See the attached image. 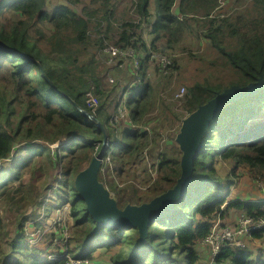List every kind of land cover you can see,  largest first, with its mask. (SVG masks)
I'll list each match as a JSON object with an SVG mask.
<instances>
[{
  "label": "trees",
  "instance_id": "16d2710c",
  "mask_svg": "<svg viewBox=\"0 0 264 264\" xmlns=\"http://www.w3.org/2000/svg\"><path fill=\"white\" fill-rule=\"evenodd\" d=\"M66 1L50 8L48 0H0V162L11 161V166L0 167V205L7 202L16 206L13 231L7 229L0 214V264H65L68 255L91 258L96 247L109 250L116 247L109 258L111 264H264L263 253L249 246L254 240L264 242V227L253 231L244 247L225 243L214 260H202L198 251V243L210 233L213 220L225 217L230 209L247 215H264V198L229 199L233 181L216 167L218 159H231L264 174V89L229 104L212 120L203 138L202 151L196 158L191 185L174 203L172 211L148 225L143 242H140L139 227L98 226L74 184L75 176L98 153L104 138V131L77 106L89 109L86 104L89 90L100 100L95 115L104 123L111 148H114L108 151L114 172L121 176L125 170L144 161L157 172L156 179L145 191L134 183L120 189L113 178L108 180L102 172L100 180L117 195L121 208L129 202H149L172 188L181 174V150L175 136L182 119L214 97L217 91L264 77V38L254 30L248 38L241 36L240 48L229 51L220 44L215 33L205 35L228 56L239 78L228 85L196 83L189 88L183 99V112L174 113L178 121L174 125L176 131L171 138H166L160 117L150 124L151 132L141 128L149 125L152 114L163 112L157 101L162 81L150 79L151 54L187 51L182 42L190 28L189 20H207L209 27H216L214 30L222 33L223 24L232 18L223 17L222 23L215 21L212 14L221 0H180L178 13L173 11L176 0H153L154 8L152 0H134L132 11L138 19L124 23L120 30L115 29L117 5L113 0H91L80 12L72 5L81 0ZM252 1L253 13L242 9L236 18L254 16L257 23L264 12V0ZM7 12L19 16L3 22L2 16ZM45 22L51 24V31L44 30ZM134 27H139L140 31ZM146 35L152 37L150 43ZM105 41L122 49L132 46L140 57V68L136 72L131 69L133 81L125 86L129 89V121L118 124L111 122V116L121 93L118 92L113 105L115 98L111 95L117 92L118 84L115 81L111 89L105 88L98 64L97 51L106 57ZM174 61L170 68L177 59ZM155 68L157 77L169 74ZM160 101L164 104L163 98ZM161 141L170 146L162 150ZM26 142L33 145L20 147ZM56 142L61 145L53 150L52 144ZM149 150L153 161L148 162L145 151L149 153ZM21 152L26 154L23 156ZM38 156H42L41 159ZM45 159L50 167L48 174L55 177L57 174L55 182L47 187L54 191L55 203L52 204L59 209L58 206L70 203L74 227L81 228L76 234L79 238L76 249L68 255H47L48 250L31 245L26 239L27 221L33 215L27 214L25 205H37L45 213L53 206L44 203L47 196L41 187L37 191L33 189L34 175L47 172ZM29 164L33 174L26 178L24 168ZM28 183L33 184L32 196L25 190ZM20 191H25V195L18 196ZM32 225L39 228L40 222ZM94 239L97 244L85 251L84 245Z\"/></svg>",
  "mask_w": 264,
  "mask_h": 264
},
{
  "label": "rangeland",
  "instance_id": "374dc122",
  "mask_svg": "<svg viewBox=\"0 0 264 264\" xmlns=\"http://www.w3.org/2000/svg\"><path fill=\"white\" fill-rule=\"evenodd\" d=\"M49 7L53 8L57 4L64 2L66 0H48ZM91 0H81L80 3L76 5H72V7L80 12L82 8L86 5H90ZM117 5L115 20L116 25L115 29L120 30L124 23L129 21H134V19H138V16L132 11V0H115ZM153 7V4H152ZM228 11V10H227ZM239 13V12H237ZM234 14L232 16V20L224 23L222 29L223 32H216L214 29L216 27H209L207 25V20H203L199 25L202 27L201 35L194 33L192 36L188 37L190 41L186 44L187 51L182 52L179 50L180 54L176 56L177 62L173 68H170L168 71V75H162L161 77H157V72L155 68V64L150 62V79L154 82L158 80L162 81V87L159 95H157L158 107L162 108L163 112L159 115L152 114L150 116L151 123H156L157 117H160L163 122L162 128L165 131L166 138H171L172 134L176 131V126H174L178 121H176L177 117L174 113L180 114L183 112L182 110V102L181 99L186 95L187 90L189 88L194 87L196 83H200L202 85H215L221 83L222 85H228L232 81H236L239 78L238 70L235 69L228 56L223 53L218 47L210 41L209 38H206V34L215 33L218 37V41L221 45L224 46L226 50L235 51L242 45L241 36L244 38H248L254 34V30L257 33H260V36L264 38V12L262 16L258 17L257 23L254 21V16L251 17H238ZM19 14H15L12 12H7L6 15L2 16V21H10L13 19H17ZM236 18V19H235ZM244 20L243 23H238L239 20ZM137 22V21H136ZM220 23V21L218 22ZM213 24V23H212ZM226 24V26H225ZM44 30L47 32L51 31V24L48 22L43 23ZM235 27L238 29L235 30ZM241 27V29H239ZM135 30H139V27H134ZM205 29V30H203ZM134 30V31H135ZM245 34V35H242ZM117 37V34L115 35ZM115 37V38H116ZM149 35L146 37V40L150 43L148 39ZM210 41V43H209ZM160 44V43H158ZM181 51V52H180ZM99 53V54H98ZM99 57V69L102 71L104 77L102 78L103 85H111L113 82L110 81V77L115 79V83L117 86V96L113 101V105L117 101L120 93H126L129 95V89H126L125 86L129 84V82L133 81V77L131 74L132 66L129 63H125L123 66L119 68L112 69L110 66L117 67L116 61H110L108 64L105 62V59L102 58V52L97 51ZM110 65V66H109ZM106 66L110 67V70H107ZM119 66V65H118ZM116 70V71H115ZM156 72V73H155ZM133 84V83H132ZM123 87V88H122ZM172 88L173 90L171 91ZM184 88L183 96H177V93ZM167 91V92H166ZM115 93L112 92V94ZM174 94V95H173ZM163 98L164 104L161 103V99ZM113 108V106L111 107ZM155 116V117H154ZM154 117V118H153ZM118 123H123L126 121L124 117H118ZM181 124V123H180ZM175 128V129H172ZM59 142L53 144L56 145ZM162 150H165L170 146L165 141H161ZM22 145V146H21ZM20 147L26 145H33L30 142L22 143ZM56 146H53L52 149L55 150ZM159 146V144H158ZM114 147V145H113ZM114 149V148H113ZM26 152H21V155H25ZM150 159L151 151L149 150ZM40 159L42 156H38ZM43 161V160H42ZM41 161V162H42ZM89 164V163H88ZM1 166H11V161L4 160L0 162ZM44 167L47 172H42L38 175H34V186L33 182L28 183L25 186L26 192L33 195L34 191L41 190L47 196L45 200L46 205H53L50 209L49 213L43 212V209L37 207V205H25V210L27 214L33 215V217L27 221L28 226L25 228L27 240L31 243V245L39 246L48 250L47 255L56 254L59 255H68V253L73 252L75 250L76 241L79 240L77 237V232L81 229H77L74 227L73 220V233L71 232L69 226L72 223V217L70 216V203H66L64 205H60L59 209H55L54 191L53 189H49V183H54L55 174H48L49 172V164L47 159L44 160ZM216 167L219 169L220 173L223 176H229V179L233 181V184L230 188V194L228 195L229 199L231 198H242L249 200H260L264 198V185L260 184L259 181L261 179L264 180V174H261L257 171V168L250 167L246 164H236L235 161L218 159ZM147 168L146 170H144ZM26 178H30L33 173L32 167L26 165L24 168ZM106 173V171L104 172ZM103 173V174H104ZM118 173L115 172V176L117 178ZM110 177H113V174H110ZM117 181L120 183L119 188H123L128 184L134 183L139 189L145 191L156 179L157 174L155 169L151 168V166H147L146 161L141 163L136 167H133L130 170L127 169L124 171L123 175H118ZM56 180V179H55ZM14 186H17L16 181L13 182ZM46 184V185H44ZM33 186V189H32ZM25 195V191H20L17 193L18 196ZM16 206L14 203L2 202L0 205V214L3 217V221L6 224L8 230L13 231V221ZM38 209V210H37ZM10 211V212H9ZM242 215V212L237 209H230L229 212L223 218H215L213 222L219 221V228L222 229L224 226L234 227L238 221V218ZM40 222L39 228H36L32 224ZM62 235L57 238V236ZM249 237L243 239L242 244L249 243ZM97 244V239H94L91 243L84 245V250L88 251L92 245ZM200 244V243H198ZM250 248L257 252L263 253L264 258V242L261 240H254L252 244L249 245ZM116 247H112L111 250L105 247H96L94 251L91 252L90 264H111L110 256L114 253ZM198 251L200 253V257L202 260H210V252L209 248L203 246L202 244L198 245Z\"/></svg>",
  "mask_w": 264,
  "mask_h": 264
},
{
  "label": "water",
  "instance_id": "95a60500",
  "mask_svg": "<svg viewBox=\"0 0 264 264\" xmlns=\"http://www.w3.org/2000/svg\"><path fill=\"white\" fill-rule=\"evenodd\" d=\"M46 79L57 89L56 84L45 75ZM264 89V77L245 85L233 84L188 113L181 121L175 141L181 150V174L176 184L164 193L154 197L149 202L141 204L127 203L119 206L118 197L99 178L103 157L108 150V136L104 123L79 104L78 108L87 117L95 121L104 131V138L99 153L82 169L74 179V184L81 199L86 203L87 211L93 220L101 227L128 226L139 227L140 242L148 233V225L153 224L161 215L174 208V203L181 199L193 181L196 158L202 151L203 138L210 128L212 120L219 112L231 103L243 97L252 96Z\"/></svg>",
  "mask_w": 264,
  "mask_h": 264
},
{
  "label": "built area",
  "instance_id": "2783aa9c",
  "mask_svg": "<svg viewBox=\"0 0 264 264\" xmlns=\"http://www.w3.org/2000/svg\"><path fill=\"white\" fill-rule=\"evenodd\" d=\"M222 3H224V0H221V4ZM104 53L106 54L105 62L107 64L110 61L113 60L116 61L115 65L117 67H115L114 65L113 66L109 65L112 69L119 68L120 66H123L125 63L131 64L132 69L135 72L137 71V69L140 68V57L139 55H137V51L132 46L122 49L119 46H117L115 43L105 41ZM176 56L177 53L175 54V53L156 52L151 54V59H152L151 61L153 62V64H155V66L159 67L163 71V73H168L169 68L173 64ZM110 81L114 83L115 79H113V77H110ZM184 91H185L184 88H182L181 91L177 93V96H183ZM184 97L181 99L182 104ZM127 99H128V94L126 93L120 94V99L118 100V103L115 106V111L112 113L111 116L112 123L119 122L118 121L119 116L124 117L126 121H129L128 118L130 117V109L127 106ZM86 104L88 105L92 113L95 114L100 106V100L98 96L94 94L93 90H89L86 93ZM141 128L143 130L146 129L149 132H151L152 125L144 124L142 125ZM110 147H111V143L108 142V148ZM145 155L147 161L149 162L150 157L148 151H145ZM112 164L113 163L111 160L110 153H106L105 156L103 157L101 172L104 173L106 171L104 175L107 177V179L109 180L113 178L114 182L120 185V183L117 181V178L115 176V172L113 170ZM106 165L108 166L106 167ZM110 174H113V177H110ZM259 183L264 185V180L261 179ZM104 184L106 185L105 182ZM110 190L113 192L112 189ZM70 216L72 217L71 208H70ZM263 216L264 215H257V216L247 215L246 213L242 212V215L238 218V221L234 227L224 226L222 229L219 228V224H220L219 221H215L213 222V226L211 228L210 233L207 234L199 243L209 248L210 257H211L210 259L214 260L215 256L220 252L222 245H224L225 243H229L231 245H235L238 247H244L246 244H242L243 239L247 237L250 238L253 231L261 230L264 227ZM217 218H221V217H217ZM69 228L73 234V217H72V223L70 224ZM60 236L62 235L57 236V238L59 239ZM67 258L68 259L65 264H90V257H73L71 255H68Z\"/></svg>",
  "mask_w": 264,
  "mask_h": 264
},
{
  "label": "crops",
  "instance_id": "0c3cea01",
  "mask_svg": "<svg viewBox=\"0 0 264 264\" xmlns=\"http://www.w3.org/2000/svg\"><path fill=\"white\" fill-rule=\"evenodd\" d=\"M113 2L115 3V0H113ZM152 4H153V7L152 8H154V1L153 0H152ZM179 4H180V0H176V2L174 4V7H173L174 13H178ZM242 9L243 10L245 9V12L246 13H253V11H254V3H253V1L252 0H240L239 2H236V0H224V3H222V4L220 3V6L216 9V11L213 12L212 15H213V17L216 18L215 21H217V22L220 21V23H222L224 20L221 21V18L226 17V16L232 18V16L234 14H236L237 12L242 13ZM202 21L203 20H199V21L189 20V22H190V28L189 29L187 28V30L185 32V38H184V40L182 42V44L185 47H186V44L188 43V41H190L188 37L192 36L196 32H197V34L201 35V29L199 30V27L198 26H199V24ZM238 23H241V20H239ZM147 36L148 35H146V37ZM148 39L151 42L152 37L149 36ZM190 42H192V41H190ZM209 43H210V41H209ZM105 88L109 89L110 86L109 85L108 86H105ZM116 96H117V92L113 93L111 95V98H115Z\"/></svg>",
  "mask_w": 264,
  "mask_h": 264
},
{
  "label": "clouds",
  "instance_id": "9594fccd",
  "mask_svg": "<svg viewBox=\"0 0 264 264\" xmlns=\"http://www.w3.org/2000/svg\"><path fill=\"white\" fill-rule=\"evenodd\" d=\"M133 1H134V0H132V2H133ZM176 53H177V55L179 54V52H176ZM102 58L105 59L103 56H102ZM89 109H90V108H89ZM91 112H92V111H91ZM108 140H109V138H108ZM109 142H110V141H109ZM56 143H57V142H56ZM53 144H55V143H53ZM53 144H52V146H53ZM60 145H61V144H60V142H59V143H58V146H60ZM101 145H102V144H101ZM58 146H56V147H58ZM100 148H101V147H100ZM99 150H100V149H99ZM112 150H114V149L110 147V148H108V150H107L106 153H108V151H112ZM98 153H99V151H98ZM98 153H97V154H98ZM97 154H96V155H97ZM96 155H95V156H96ZM104 156H105V155H104ZM102 164H103V163H102ZM101 169H102V168H101ZM100 173H101V170H100ZM100 173H99V176H100Z\"/></svg>",
  "mask_w": 264,
  "mask_h": 264
},
{
  "label": "bare ground",
  "instance_id": "6f19581e",
  "mask_svg": "<svg viewBox=\"0 0 264 264\" xmlns=\"http://www.w3.org/2000/svg\"><path fill=\"white\" fill-rule=\"evenodd\" d=\"M136 9V8H135ZM149 52V51H148ZM142 61V60H141ZM144 62V61H143ZM175 62V61H174ZM142 64V63H141ZM187 96V95H186Z\"/></svg>",
  "mask_w": 264,
  "mask_h": 264
}]
</instances>
